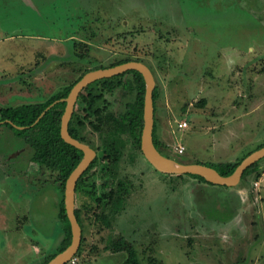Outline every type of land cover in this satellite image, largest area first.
<instances>
[{
    "label": "rangeland",
    "instance_id": "374dc122",
    "mask_svg": "<svg viewBox=\"0 0 264 264\" xmlns=\"http://www.w3.org/2000/svg\"><path fill=\"white\" fill-rule=\"evenodd\" d=\"M126 58L154 74L156 132L174 160L242 161L264 144V0H0V106L46 101ZM134 98L118 86L93 109L77 102L97 161L76 193L83 243L66 264H123L119 235L141 264H264V158L233 187L160 172L113 124H90ZM21 145L9 132L0 143V264L50 261L64 238L58 191L21 176Z\"/></svg>",
    "mask_w": 264,
    "mask_h": 264
},
{
    "label": "trees",
    "instance_id": "16d2710c",
    "mask_svg": "<svg viewBox=\"0 0 264 264\" xmlns=\"http://www.w3.org/2000/svg\"><path fill=\"white\" fill-rule=\"evenodd\" d=\"M82 58L84 59V56ZM131 60L133 59H122L118 62L113 63L110 67ZM105 67L106 66L100 65L95 69ZM127 75L129 77H127ZM81 77H79L71 85L64 86L60 91L53 93V95H51V97L46 101L25 102L14 106H0V143L1 140L7 136L8 132L22 142L21 147L23 146V148H21L19 152H16V155L24 153L26 157V159L23 160V166L20 168L21 176L25 177L26 181L30 185L34 186L40 184L41 186H46L48 184H51L58 191L59 199L56 205L59 208L58 214L63 226L62 232L64 234V238L60 243L58 250L56 251V253L52 254L50 259H52L59 252L66 249L72 241L71 223L67 216L64 203L65 186L69 175L79 164V162L83 158L84 153L77 147L67 143L61 137V119L66 107V102L61 101V99L68 96L74 84ZM116 79L118 80L117 82H115ZM94 84H97L99 86L98 88L101 93H99L98 95H95L93 93L94 90L92 89L94 88ZM118 86L122 87L123 93L125 95L130 92L134 93V100L126 103L125 109L118 117L110 113H106L104 115V112L107 110L106 106L101 109H95V113L98 118L97 120L92 121L90 124H92L93 128L96 131L102 130L108 124H113L116 134L128 135L131 140H133L135 145L139 148V150H141V135L144 126V96L146 87L145 79L142 73L136 70H129L125 73L111 78L98 80L82 91L78 101L87 103V109H93L97 99L103 98L105 96V92H112ZM157 92L158 91L156 88L154 91V102L156 101V98L158 96ZM57 100L59 101L55 103L38 122H36L42 112ZM201 104L203 105L204 102H202ZM82 117L90 118L89 115L82 116L80 114H77V110L75 108L74 114L70 121L69 131L75 138H78L82 142H85V139L81 135L80 130V127L82 125H85ZM156 130L157 123L155 122L154 143L156 147L164 155L173 158L163 150L164 144L158 138ZM262 146H264V144ZM4 157L6 159V164L1 168L5 171V168H7V163H9L16 157L15 154L12 157H9V155H4ZM96 161L97 159L92 162L89 169L79 179L77 183V190L81 186L85 175H87L94 167ZM240 162L241 161L220 162L217 165H212V167L216 168L223 175H230L234 172ZM258 167V162L250 166L244 172L242 179H244L250 171ZM11 173L16 172L11 171ZM188 175H191L202 182L212 184L199 175ZM120 189L124 191L126 190L123 184L120 185ZM113 197V193H111L109 196V200H113ZM97 202L99 203V205L103 203L100 198L97 199ZM76 215L82 226V229L84 230V224L82 222L81 212L79 209H76ZM96 218L106 224V226H112V221L110 220L108 215L104 214V212L96 213ZM111 249L114 253L125 252L127 254L123 264H141L135 245L125 236H117L111 243ZM48 262L49 260L46 259L41 264H47Z\"/></svg>",
    "mask_w": 264,
    "mask_h": 264
},
{
    "label": "water",
    "instance_id": "95a60500",
    "mask_svg": "<svg viewBox=\"0 0 264 264\" xmlns=\"http://www.w3.org/2000/svg\"><path fill=\"white\" fill-rule=\"evenodd\" d=\"M129 70L139 71L145 79L144 126L141 135V150L147 160L160 172L177 175H199L212 184L233 187L241 182L246 169L264 158V146H262L248 154L238 164L232 174L223 175L212 166L198 162L183 163L164 155L154 143V129L156 122L154 91L156 89V80L150 67L141 61L131 60L112 67L90 70L74 84L68 96L61 99V101L66 102L65 111L61 119V137L67 143L82 150L84 155L79 164L69 175L65 186L64 203L67 216L71 223V244L66 249L56 254L47 264H66L76 255L82 243L83 229L76 215L77 183L96 158L97 151L87 143L75 138L69 131L70 121L74 114L79 96L82 91L92 83L104 78H111L120 75ZM58 101L59 100L48 106L38 117L36 122H38Z\"/></svg>",
    "mask_w": 264,
    "mask_h": 264
},
{
    "label": "built area",
    "instance_id": "2783aa9c",
    "mask_svg": "<svg viewBox=\"0 0 264 264\" xmlns=\"http://www.w3.org/2000/svg\"><path fill=\"white\" fill-rule=\"evenodd\" d=\"M187 126V122L184 121L180 124V127H186ZM182 151L184 150V148L181 149Z\"/></svg>",
    "mask_w": 264,
    "mask_h": 264
},
{
    "label": "crops",
    "instance_id": "0c3cea01",
    "mask_svg": "<svg viewBox=\"0 0 264 264\" xmlns=\"http://www.w3.org/2000/svg\"><path fill=\"white\" fill-rule=\"evenodd\" d=\"M251 103V102H250ZM253 103V102H252ZM252 105V104H251ZM259 105V104H258ZM256 106V105H255ZM255 110H257L258 108H254ZM229 162H233V160H230Z\"/></svg>",
    "mask_w": 264,
    "mask_h": 264
},
{
    "label": "flooded vegetation",
    "instance_id": "af4514ba",
    "mask_svg": "<svg viewBox=\"0 0 264 264\" xmlns=\"http://www.w3.org/2000/svg\"><path fill=\"white\" fill-rule=\"evenodd\" d=\"M96 157H97V156H96ZM95 159H96V158H95ZM95 159H94V160H95ZM76 191H77V190H76Z\"/></svg>",
    "mask_w": 264,
    "mask_h": 264
}]
</instances>
